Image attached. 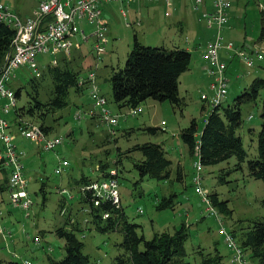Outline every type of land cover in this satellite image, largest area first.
Returning a JSON list of instances; mask_svg holds the SVG:
<instances>
[{"label":"rangeland","instance_id":"374dc122","mask_svg":"<svg viewBox=\"0 0 264 264\" xmlns=\"http://www.w3.org/2000/svg\"><path fill=\"white\" fill-rule=\"evenodd\" d=\"M26 1L33 7L38 0ZM228 2L230 3L227 13L228 23L221 29L219 36L225 43H233L234 51L231 52L232 59L225 60L222 55L226 52L223 50L220 52V60L226 61L228 67L234 69L237 76L235 77L231 70L227 72L230 82L228 94L222 101L223 107L231 106L233 101L247 90L254 78L264 79V40L258 41L261 19L264 18V2L262 0H228ZM0 3L13 8L15 0H0ZM186 5L183 16L190 22L187 15L194 19L198 17V13L192 11L188 2ZM120 20L116 26L118 35L123 39L131 36L132 40V29L126 28L123 20ZM203 26L201 21L197 37L193 38L197 42L193 43L194 41L191 40L192 43L189 45H186L185 42L180 43V41L156 45L155 39H148L149 47H164L168 50L179 48L187 50L191 54L189 71L179 79L178 91L183 99L180 109L172 107L167 102L158 103L147 100L139 106L142 113L136 117H130L125 115L128 108L119 109L112 102L108 82L111 67L122 69L131 49L127 50L124 42L116 45V41L106 34L108 44L97 70V84L101 94L105 95L108 109L117 116L116 137L109 136L107 129L100 123H96L94 119L91 121L87 117L83 118L84 113L88 112L92 106L86 83L82 86L81 94H76L71 90L68 106L57 111L51 117V122L57 121L52 124L53 130L46 135L45 139L59 138L63 142L62 146L53 152L46 153L41 149L43 143L24 140L20 137L22 134L18 135L16 130L18 134H16L15 143L19 147L18 149L22 148L25 152L24 175L28 182L27 192L32 205L28 212L30 217L26 219L20 211L8 212V209L10 210L7 205L8 196L6 193L3 195L4 203L1 206L3 227L9 230L8 233L12 235L3 237L4 234L0 231V259L2 261L19 262L20 259L28 258L35 264H48V257L60 259L63 255L64 241L57 239L53 231L64 222V217L68 216L66 211L61 214L63 209H60L59 202L62 197L58 190L68 189L73 192L76 190L74 185L69 184V177L78 179L83 174L94 180L98 174L100 161L106 160L110 164L115 162L117 148L124 153L130 151L137 144L163 143L167 148V157L169 159L171 157L174 161L171 167V179L166 182L150 179L139 181V175L133 166L141 159L139 152H132L121 158L120 169L122 168L123 171L119 178V194L127 217L130 222L139 226V235L144 236L147 240L151 239L154 233L166 231L173 233L180 225L187 224L190 236L185 244L187 252L185 264L188 262L189 264H198V261L194 259L196 251L202 248L205 253L211 252L215 245L224 256V264H230V255L222 241L224 235L220 237L218 230L228 232V236L240 245L239 229H246L250 225L249 221L262 220L261 218L264 216V209L261 206V200L264 199V184L248 177L246 165H244L242 172L232 174L228 183L220 185L217 183V175L227 166L226 163L204 168L199 185L193 183L194 156L192 157L188 153L185 146L179 141L178 135L181 130L189 126L193 119L197 123L198 133H200L207 114L201 110L203 103L200 100V93H209L210 78L206 71L207 65L202 61L199 51L200 48H204L207 42L214 41L218 32L214 28L206 30ZM94 32L95 29L91 32L88 30L86 36L89 37ZM149 32L150 30L144 33L148 35ZM74 41L72 58L68 62H70L73 71L78 72L80 80L85 78L92 68L94 69L91 55L93 38L90 37L85 42L80 37H76ZM239 51L245 54L260 52L263 60L257 62L253 69H246L242 66L241 58L235 55ZM49 61H51V57L48 55H39L36 58L40 70L46 67ZM59 64L62 65L61 60L57 61L56 65L51 64V67ZM41 74L39 75L41 76ZM32 76L33 74L27 72L26 69H19L16 71L11 85L14 89L27 87ZM41 84L42 91H44L50 88L51 82L42 80ZM41 100H44V93ZM24 102L25 91H22L17 106H21ZM240 112L241 126L237 130V134L243 140L248 159H253L257 153L256 139L264 122V88L260 90L257 101L242 104ZM79 113L81 118L76 120V115ZM10 118L16 119L13 109H11ZM24 121H30V124L38 126L34 119L25 118ZM163 122L164 125H162ZM141 127L160 128L163 132L158 131L155 135H151L138 131V128ZM128 129H133V132L129 136H125L124 132ZM113 138H116L115 142ZM59 160H67L69 167L65 169L63 175L56 176L54 169ZM177 160L179 163L176 162ZM233 161L234 159H231L229 162L231 166ZM177 166L181 167L183 173L182 183L176 181ZM6 177L7 173L0 172L1 181ZM42 183L47 192L44 207L41 206L43 204L40 194ZM199 190H202V193L214 191L219 200L227 201L228 209L232 212L231 215H223L218 208L215 210L211 205L206 204V200L199 194ZM169 195L176 196L174 210L158 211L156 206L159 200ZM67 204L63 205L65 208H69L71 214H73L72 209L77 210L81 207L76 202ZM139 209L142 210V214L138 213ZM212 209L217 214L216 219ZM78 215L80 218L83 217L82 213ZM232 231L234 233H231ZM40 235L42 237L40 243L34 244L33 237H40ZM82 235L77 234V237L83 243L82 253L88 259L87 264H114V259L121 253L118 245L122 241V236L119 233L102 235L94 230H87ZM48 249L51 251L49 252ZM240 249L250 264H257L256 261L248 258L249 253L245 252L243 248ZM12 254L14 255L12 256Z\"/></svg>","mask_w":264,"mask_h":264},{"label":"trees","instance_id":"16d2710c","mask_svg":"<svg viewBox=\"0 0 264 264\" xmlns=\"http://www.w3.org/2000/svg\"><path fill=\"white\" fill-rule=\"evenodd\" d=\"M14 37L15 31L0 21V67L5 64L6 57L12 49ZM263 40L264 18L261 19L258 36V41ZM149 46L134 38L124 67L111 68L108 82L112 102L119 109L135 108L147 100L158 103L167 102L172 107L180 109L183 99L178 91L179 78L189 71L191 54L179 48L168 50L164 47ZM41 73V76H32L27 87L15 89L17 101L20 100L22 91H25V102L14 108V116L16 123L23 122L25 118L34 119L39 129L48 135L53 130L52 124L57 121L51 122L53 114L68 106L71 90L81 94L83 87L79 86V74L73 71L70 62H66L65 65L47 66ZM42 80H50V88L42 91ZM263 88L264 79L254 78L247 90L236 98L231 106L223 107L221 102L208 111L200 133L193 119L189 126L181 130L178 135L182 145L192 157L197 147V157L203 168H210L221 163L227 164L217 175V183L220 185L228 183L232 174L242 172L244 165H246L248 177L264 184V122L256 139L257 153L253 159H248L243 140L237 134L241 126V105L255 103ZM43 93L44 100H41ZM201 110L205 112L203 106ZM138 131L151 135H155L158 131L163 132L160 128L151 127H141ZM132 132L133 129H128L124 133L125 136H129ZM113 139L115 142L116 138ZM132 152L141 154L139 162L133 165L140 182L144 179L157 182H166L171 179L172 162L167 157L168 153L163 143L137 144L124 153L117 148L115 162L110 164L106 160L100 161L98 174L94 180L83 174L78 179L69 177V184L74 185L77 192L75 202L81 207L77 210L72 209L73 214L68 210L69 208L65 209L68 216L64 217V222L53 231L57 239L64 241L63 255L60 259L48 257V264H87L88 259L82 253L83 243L77 237V234L83 236L82 233L87 230H94L102 235L119 233L122 236V241L118 245L121 253L114 259V264H185L187 257L185 244L190 236L187 224L180 225L173 233L167 231L154 233L153 237L147 240L139 235V226L130 222L121 205V200L117 204L111 199H98L86 189L93 181L114 179L117 181L119 190V178L123 171L122 168L120 169L121 158ZM231 159H234L232 166L229 163ZM181 171V167L177 166L176 181L180 183L184 178ZM0 172L5 171L0 169ZM0 191L2 193L3 188H0ZM40 194L43 203L41 206L44 207L47 192L43 183ZM175 197V195L162 197L156 209L173 211ZM208 198L212 206L218 208L221 214L231 215L227 201L219 200L214 191L209 192ZM62 200L59 202L60 209L65 208L63 204H67L64 198ZM95 202L98 204L96 205ZM261 206L264 209V199L261 200ZM85 208L87 213H82L83 217L80 218L78 214ZM261 219L249 221L250 225L246 229H239L241 247L249 253L248 258L256 261L257 264H264V216ZM40 238H42L41 235ZM194 259L198 261V264H224V256L216 245L211 252L207 253L199 248ZM0 264L20 263L5 262L0 259Z\"/></svg>","mask_w":264,"mask_h":264},{"label":"built area","instance_id":"2783aa9c","mask_svg":"<svg viewBox=\"0 0 264 264\" xmlns=\"http://www.w3.org/2000/svg\"><path fill=\"white\" fill-rule=\"evenodd\" d=\"M163 1L167 4L175 0H40L36 10L31 17L20 18L8 6L0 3V21L9 25L15 31L12 49L7 55L5 64L0 67V169L7 173L5 180L0 182V231L4 234L3 237H9V230L3 227V217L1 210L4 203L3 194H7V205L10 207L8 212L20 211L24 214V218L30 217L29 211L32 205L31 199L27 192L28 182L24 175L23 160L25 152L22 148L18 149L15 140L16 135L24 140L31 142H41V149L48 152H53L56 148L62 146L63 142L59 138L45 139L46 135L39 129V126H34L29 122L16 123L15 119L10 118L11 109L17 106L15 99V89L11 82L14 81L16 71L26 69L33 76H40L42 70L47 66L56 65L59 59L68 62L71 59L72 49L74 47V39L79 36L82 41H88L93 38L91 44V55L94 63L87 76L79 80V86L87 84L92 106L88 112L84 113L83 118L95 120L104 126L109 136H116V127L118 125L117 116L113 115L107 107L105 95L101 94V90L97 84V70L102 62L103 54L106 53L107 41V26L103 19L101 5L111 4L114 2L130 3H155ZM259 1V0H256ZM264 2V0H262ZM211 10L203 11L201 21L207 29H216L218 36L214 41L205 44L204 48H200L201 59L207 65V75L210 78L209 93H200V100L203 103L204 113H208L212 108L219 105L228 94L229 77L228 65L226 61L220 60V52L226 51L228 59H232L231 52L234 51L233 43H225L219 36L221 29L228 23V10L230 3L228 0H209ZM204 0H194L193 10L202 6ZM122 16H125V11L121 10ZM87 23L94 25L95 32L87 37L86 34L80 31V25ZM39 55H48L51 57L46 67L42 70L38 68L36 58ZM242 60V66L246 69H253L257 62L263 60L260 52L250 54L236 52ZM142 113V109L138 106L128 108L126 116L136 117ZM81 118V114L76 115V120ZM165 123L163 122L162 125ZM17 130V132H15ZM193 166V183L199 185L203 166L197 157V147L195 148ZM69 167L67 160H59L54 174L61 176L65 169ZM4 172V173H5ZM115 172H111V174ZM98 199H111L119 204L120 196L117 181L114 179L93 181L86 188ZM66 203L76 201L77 192L68 189L58 190ZM199 194L206 200V204L215 209L209 200V192L199 190ZM97 205L98 203L95 202ZM68 205V204H66ZM71 205V204H70ZM61 214H64L66 208H62ZM212 209V210H213ZM216 210V209H215ZM214 211V210H213ZM67 212V211H66ZM81 213L86 214L87 209H82ZM142 214V210H138ZM215 214V211H214ZM217 214H215L216 219ZM218 235L222 239L226 251L229 253L230 264H250L240 248L238 243L221 230H218ZM227 235V238L225 236ZM40 237L34 236V244L40 243ZM50 252L51 250L48 249ZM11 253V252H10ZM14 254H12L13 256ZM20 264H35L33 260L24 258L20 259Z\"/></svg>","mask_w":264,"mask_h":264},{"label":"crops","instance_id":"0c3cea01","mask_svg":"<svg viewBox=\"0 0 264 264\" xmlns=\"http://www.w3.org/2000/svg\"><path fill=\"white\" fill-rule=\"evenodd\" d=\"M39 1L40 0H38L33 7L30 4H28L26 0H15V4L13 5V8L10 7L9 5L6 6H8L12 11H14L20 18L24 19V18H28L33 14ZM186 2H188V6H190L193 12L198 13V17L194 19L191 18V16L187 15L190 18V22H188L186 18H184L183 16L184 6L187 7ZM193 4H194V0H175L169 4L163 1H158L155 3L136 2L130 4H126V3L124 4L122 2H114L111 4H102L101 10H102L103 19L107 26V36H110L112 40L116 41V45H120L119 43L124 42L126 49L130 50L133 45L134 38H137L139 42H141L144 45L149 44L148 42L150 41H148V39L149 40L155 39L154 41H157L156 45L164 44L165 42H174V41H180V43L185 42L186 45L191 44L192 43L191 40L194 41L193 38L197 37V30L201 23L200 15L202 14L203 11L209 12L211 10L209 0H204L203 5L198 7L196 10H193ZM121 10L125 11V16H122ZM120 19L123 20L126 28L132 29L133 31L132 40H131V36H128V38L126 39H123V37L118 35L116 26L118 22L121 21ZM204 26L203 28H205L206 30H210ZM94 28H95L94 25H90L87 23H82L80 25V31L83 32L84 34H86L88 30L89 32H91V30H93ZM149 30H150L149 34L145 35L144 32ZM136 31L138 32L140 31V32L138 33ZM149 36L150 38H147ZM195 42L197 41H194L193 43ZM116 45L115 47L117 48ZM222 57H224L225 60L228 59L226 53H223ZM59 60H61L62 65L66 64V62L63 61L62 59ZM229 70H231L232 74H234L235 77L237 76L235 74L236 72L234 71V69L232 70V68L229 67L228 71ZM16 134L17 133H15V135ZM166 149L167 148H165V150ZM169 160L172 162L173 165L174 161L171 159V157ZM176 162L179 163L178 160Z\"/></svg>","mask_w":264,"mask_h":264},{"label":"bare ground","instance_id":"6f19581e","mask_svg":"<svg viewBox=\"0 0 264 264\" xmlns=\"http://www.w3.org/2000/svg\"><path fill=\"white\" fill-rule=\"evenodd\" d=\"M117 133V132H116ZM116 137V136H115Z\"/></svg>","mask_w":264,"mask_h":264}]
</instances>
